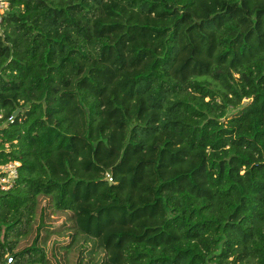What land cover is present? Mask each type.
Instances as JSON below:
<instances>
[{
	"label": "trees",
	"instance_id": "obj_1",
	"mask_svg": "<svg viewBox=\"0 0 264 264\" xmlns=\"http://www.w3.org/2000/svg\"><path fill=\"white\" fill-rule=\"evenodd\" d=\"M10 1L0 264H264V0Z\"/></svg>",
	"mask_w": 264,
	"mask_h": 264
},
{
	"label": "built area",
	"instance_id": "obj_2",
	"mask_svg": "<svg viewBox=\"0 0 264 264\" xmlns=\"http://www.w3.org/2000/svg\"><path fill=\"white\" fill-rule=\"evenodd\" d=\"M10 0H0V25L2 20L10 8ZM9 119H12L10 117ZM7 146V144H6ZM19 161L12 160L6 163H0V189L7 190L9 189L15 182V179L18 176V166ZM107 179L112 180V176L110 173H106ZM11 258H8L7 263L9 264Z\"/></svg>",
	"mask_w": 264,
	"mask_h": 264
},
{
	"label": "rangeland",
	"instance_id": "obj_3",
	"mask_svg": "<svg viewBox=\"0 0 264 264\" xmlns=\"http://www.w3.org/2000/svg\"><path fill=\"white\" fill-rule=\"evenodd\" d=\"M110 182H113L114 180L107 179ZM102 205V202L97 201L96 199H90V200H83L79 202L78 208L80 212H82V218H83V224L86 225L88 216L92 213H95L99 207ZM121 227L111 226L109 227L105 232L104 235L106 237H109L112 233L120 230ZM52 263L53 264H63V260L57 256V258H54L51 256Z\"/></svg>",
	"mask_w": 264,
	"mask_h": 264
},
{
	"label": "water",
	"instance_id": "obj_4",
	"mask_svg": "<svg viewBox=\"0 0 264 264\" xmlns=\"http://www.w3.org/2000/svg\"><path fill=\"white\" fill-rule=\"evenodd\" d=\"M246 102H248V100L247 99H245L244 100V102H243V104H245ZM17 111H18V109L14 112V114H16L17 113Z\"/></svg>",
	"mask_w": 264,
	"mask_h": 264
}]
</instances>
